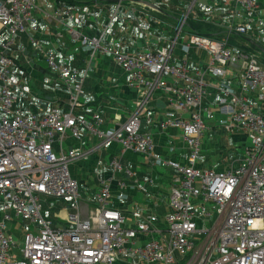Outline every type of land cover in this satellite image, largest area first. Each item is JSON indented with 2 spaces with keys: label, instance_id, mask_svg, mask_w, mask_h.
I'll return each instance as SVG.
<instances>
[{
  "label": "built area",
  "instance_id": "obj_1",
  "mask_svg": "<svg viewBox=\"0 0 264 264\" xmlns=\"http://www.w3.org/2000/svg\"><path fill=\"white\" fill-rule=\"evenodd\" d=\"M258 1L229 0L232 15L238 18L255 12ZM38 11L37 0H0V29L7 33L0 42V264H264V65L259 58L234 50L227 39L191 34L186 48L201 49L209 58L204 72L190 74L186 58L174 64L167 49L124 54L101 45V38L81 36L90 58L109 55L137 93L127 119L102 130L99 113L89 118L73 115L83 96V78L78 71L59 65L54 50L45 53V60L69 94L66 111L55 106L37 116L18 105L10 69L20 70L10 49L20 35L39 31ZM57 17L60 24L64 19L73 20L69 11ZM183 22L184 18L174 28L176 34ZM229 32L249 34L246 26L239 24ZM206 74L221 80L229 76L238 79L235 90L218 82L210 85L217 91L218 124L228 133L242 132L249 140L237 166L227 170L202 168L199 162L208 128L202 116ZM155 92L169 105L160 129L180 130L188 151L183 163L165 162L181 178L179 186L168 193V212L158 218L132 209L133 223L126 225L121 208L126 196L119 192L117 206H110V186L100 182L94 205L83 218L78 182L69 170L78 151L63 146L65 132L78 140V130L83 129L116 142L122 152L146 155L153 150V141L150 135L140 133V118ZM27 94L33 98L32 93ZM44 102L37 99L36 105ZM154 158L160 160L158 155ZM110 165L121 170L116 158ZM126 175L134 174L126 170ZM41 197L71 200L75 214L69 216L67 228H53L52 221L42 217ZM9 212L34 228L24 232L19 255L13 253L14 240L7 230ZM142 235L146 237L136 245L134 240Z\"/></svg>",
  "mask_w": 264,
  "mask_h": 264
},
{
  "label": "crops",
  "instance_id": "obj_2",
  "mask_svg": "<svg viewBox=\"0 0 264 264\" xmlns=\"http://www.w3.org/2000/svg\"><path fill=\"white\" fill-rule=\"evenodd\" d=\"M40 1L37 0L39 11L36 15L39 31L36 34L20 35L10 49V54L20 68V72L14 74H22L24 71L36 84H41L38 87L40 97L32 98L27 92L18 93L15 89L18 105L37 116L55 106H61L62 111H66L69 99L63 84L50 71V76L60 85H56L55 81L48 82L47 85L55 95L45 92V79L28 61L29 57L44 58L43 55H36V52L45 54L50 50L56 52L59 65L78 71L83 78V96L78 99V105L72 112L75 117L89 118L92 114L99 113L103 118L101 129L106 130L116 123H123L133 111L137 93L127 85L126 74L115 66L109 55H94L90 58L91 52L81 44V36L101 38V45L124 54L167 49L170 51L169 61L174 64H179L186 58L190 74L204 72L209 58L207 52L201 49L193 46L186 48L191 34H201L214 40L227 39L228 45L234 50L249 49L264 64V0L258 1L255 12L238 18L232 15L229 0H122L121 3L118 0H42L39 3ZM66 11L73 15V20L64 19L60 24L57 16ZM182 18L184 22L180 32L176 34L174 28ZM237 24L246 26L249 33L247 37L229 32V28ZM6 38V31L0 29V42ZM37 47L39 50H36ZM28 49H34L35 53L23 55L22 50ZM204 79L207 83V95L203 99L202 116L208 128L202 138L200 166L227 170L236 167L242 159L246 138L242 132L228 133L218 124L219 116L215 111L217 91L210 85L218 82L222 87L235 90L238 79L236 76H229L221 80L208 74ZM37 99L45 102L36 105ZM168 110L167 99L160 92H155L147 111L140 118V133L150 135L153 141V150L146 155L122 152L116 142L92 136L83 129L78 130V140L69 131L65 132L63 146L78 151L77 159L71 166V174L78 182L83 218L87 217L94 205L100 182H107L110 186V206H117L119 192L126 196V202L121 207L126 225L133 223L130 217L132 209L158 218L168 212V193L179 186L181 178L165 162L183 163L188 155L180 130H161L159 127L160 120ZM182 115L187 117V113ZM224 134L226 141H222L220 137ZM53 148L57 151L58 144L54 143ZM154 155L160 156V160H156ZM113 158L118 160L120 171L111 167ZM210 158L214 160L210 161ZM126 170L133 171L134 175L127 176ZM62 200L65 198L53 200L54 217L46 215L45 219L52 221L56 218L64 229L69 226L67 220L75 214V210L71 200L66 199V205ZM144 237L146 236H139L134 243L140 245ZM132 258L134 261L135 257Z\"/></svg>",
  "mask_w": 264,
  "mask_h": 264
},
{
  "label": "rangeland",
  "instance_id": "obj_3",
  "mask_svg": "<svg viewBox=\"0 0 264 264\" xmlns=\"http://www.w3.org/2000/svg\"><path fill=\"white\" fill-rule=\"evenodd\" d=\"M41 1L39 3H41ZM183 36H185V35H183ZM34 53H35L34 49L33 50L28 49V51H24L23 55L27 56V55L34 54ZM36 55H43L44 58L41 57L40 59H37V58L31 59V57H29L28 61L32 65V68H34L37 71V73H39L45 79L46 84H43V87L46 89L45 92H47V93L50 92L51 95H55V93L52 91L50 86L47 85L48 82H54L55 79L52 75L50 76V74H49L48 65H47L46 60H45V54H42L41 52H36ZM253 55L255 57L259 58V56L257 54L254 53ZM23 69H24V67H23ZM19 70H20V68H19ZM14 72H15V69H13V68L10 69V73H11L10 83L15 86V89L18 93L30 92V93H32L33 96L40 97V96H38V94H39L38 89L41 87L40 83L36 84L35 83L36 81L33 80L28 75H26V73L24 71H22V74H16V73L14 74ZM23 80H25L24 83H23ZM55 84L58 86L60 85V84H57L56 81H55ZM56 85H54V86L57 87ZM220 137L223 139L222 141H226V139H227L225 134L223 135V137L220 135ZM248 142H249V140L246 138L245 144L248 145ZM224 146L226 147V143H224ZM213 160H214V158H210V161H213ZM72 165H73V163L69 166L70 174H71V166ZM71 176H72V174H71ZM53 200H59V199H53V198H48V197H41L40 198L39 204L41 206L42 217L46 218V215H48L50 217H54L53 216L54 215V210H53L54 209V207H53L54 201ZM62 201H64V203L66 205L68 203V201H70V200L67 201L65 199ZM9 214L11 216V221L6 222L7 230H9L8 232L12 235L13 240H14L13 253H14V255H19L20 251L24 248V239H25L24 232L31 231L34 228L31 226V224L28 221H21L19 219H15L14 215L11 212H9ZM55 219L56 218H54L52 220L53 221L52 227L63 229V225L60 224Z\"/></svg>",
  "mask_w": 264,
  "mask_h": 264
},
{
  "label": "trees",
  "instance_id": "obj_4",
  "mask_svg": "<svg viewBox=\"0 0 264 264\" xmlns=\"http://www.w3.org/2000/svg\"><path fill=\"white\" fill-rule=\"evenodd\" d=\"M64 1H69V0H64ZM199 35H201V34H199ZM245 37V36H244ZM212 39V38H211ZM251 48H253V47H251ZM253 49H255V48H253ZM249 49H244L243 51H245V52H247V53H252V52H249L248 51ZM261 63V62H260ZM262 64V63H261ZM262 65H264V64H262ZM61 102V101H60Z\"/></svg>",
  "mask_w": 264,
  "mask_h": 264
},
{
  "label": "water",
  "instance_id": "obj_5",
  "mask_svg": "<svg viewBox=\"0 0 264 264\" xmlns=\"http://www.w3.org/2000/svg\"><path fill=\"white\" fill-rule=\"evenodd\" d=\"M155 7V6H154Z\"/></svg>",
  "mask_w": 264,
  "mask_h": 264
}]
</instances>
